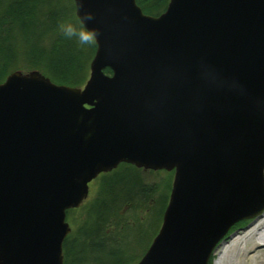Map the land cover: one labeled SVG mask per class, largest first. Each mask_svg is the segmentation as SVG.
Wrapping results in <instances>:
<instances>
[{
    "label": "water",
    "instance_id": "95a60500",
    "mask_svg": "<svg viewBox=\"0 0 264 264\" xmlns=\"http://www.w3.org/2000/svg\"><path fill=\"white\" fill-rule=\"evenodd\" d=\"M73 2L95 34L85 84H0V264H63L66 212L120 164L174 172L136 264H209L264 214V0Z\"/></svg>",
    "mask_w": 264,
    "mask_h": 264
},
{
    "label": "trees",
    "instance_id": "16d2710c",
    "mask_svg": "<svg viewBox=\"0 0 264 264\" xmlns=\"http://www.w3.org/2000/svg\"><path fill=\"white\" fill-rule=\"evenodd\" d=\"M135 1L143 13L150 16H159L169 2ZM69 25L77 32L88 34L75 15L73 0H0V84L11 72L37 70L56 84L82 87L88 79L96 45L95 42L82 44L78 36L67 37L64 28ZM105 73L111 72L106 69ZM129 170L136 172L130 175ZM137 171L132 165L121 164L100 176L94 198L80 207L82 221L63 242V264H136L144 256L160 229L173 172L164 175L159 182L146 185L135 182L139 178ZM139 197H144L145 203L153 201L148 211L152 213L148 226L156 227L146 247L136 257L131 252L140 249L143 239L128 240L129 236L123 231L125 227L121 225L129 223L122 208L128 203L136 206ZM157 203L160 205L158 214L154 212ZM77 211L69 210L67 216ZM245 224L246 221H242L231 231Z\"/></svg>",
    "mask_w": 264,
    "mask_h": 264
},
{
    "label": "rangeland",
    "instance_id": "374dc122",
    "mask_svg": "<svg viewBox=\"0 0 264 264\" xmlns=\"http://www.w3.org/2000/svg\"><path fill=\"white\" fill-rule=\"evenodd\" d=\"M138 171H137V173H138L139 178L137 180L135 179V182L140 181L141 183L143 182L146 185H152L153 183L159 182L160 179L164 178V175H168L167 173L173 172V171H164V170H157V171L144 170L142 168L138 169ZM135 172L136 171H130L129 170L128 174L134 175ZM102 175H104V174H102ZM173 176H174V172H173ZM99 178L97 180L92 181L89 184V198L87 201L84 202L83 206L86 205L90 199L94 198V194H95L97 186H98ZM172 182H173V178H172ZM170 193H171V191H170ZM170 193H169V196H170ZM143 201H144V197H142V198L139 197L136 199V206L131 205V203H128L127 205L124 206V208H122V214L127 219L126 222H129V223L123 224V225H121V227H125L123 231H124V233H126L129 236L128 240H132L133 238H136V240L138 238L143 239V245H140V249L131 252V254L135 255V256L136 255L139 256L141 251H142V248L146 247V244L149 242L150 238L152 237V235L155 231L154 227H156V226H154L153 228H150L152 226H148L149 221H150V216L152 214L151 212H148V211L153 206V201L148 200L146 203ZM133 203H134V201H133ZM76 210H78L77 213H73L70 215L71 217H67V222L69 223L71 229H74L75 227H77L80 224V222L82 221V219L80 217V213H79L80 208L76 209ZM159 210H160V205H159V203H157V207L155 208L154 212L158 214ZM136 219H139V221L138 220L136 221ZM134 221H135V223H134ZM250 223H251L250 221H247L244 226L237 228V229L238 230L239 229H245L247 227V225ZM237 229H235V230H237ZM235 230H233V231H235ZM233 231L230 230L228 234L232 233ZM240 231L241 230H239V232ZM230 239H228L227 242ZM127 246H132V245H127ZM219 250H220V247L213 253L209 264H213L214 260L218 257L217 253ZM261 251H262V253H261ZM254 257H255V261L251 263V260ZM236 264H264V248L259 249V248H255L254 246L253 247H247V252L244 253L243 255L238 256V261L236 262Z\"/></svg>",
    "mask_w": 264,
    "mask_h": 264
},
{
    "label": "bare ground",
    "instance_id": "6f19581e",
    "mask_svg": "<svg viewBox=\"0 0 264 264\" xmlns=\"http://www.w3.org/2000/svg\"><path fill=\"white\" fill-rule=\"evenodd\" d=\"M253 246L259 249L264 248V214L223 244L213 264H236L238 256L246 253L247 247ZM254 261L255 257L251 263Z\"/></svg>",
    "mask_w": 264,
    "mask_h": 264
},
{
    "label": "clouds",
    "instance_id": "9594fccd",
    "mask_svg": "<svg viewBox=\"0 0 264 264\" xmlns=\"http://www.w3.org/2000/svg\"><path fill=\"white\" fill-rule=\"evenodd\" d=\"M88 18L90 19L91 17H88ZM64 34L67 37L78 36L82 44H89L91 42H94V36H95L94 33L85 34L83 32H77L76 28L71 25L64 28Z\"/></svg>",
    "mask_w": 264,
    "mask_h": 264
}]
</instances>
